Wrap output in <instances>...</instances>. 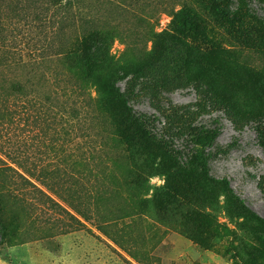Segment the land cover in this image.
<instances>
[{
	"label": "rangeland",
	"instance_id": "obj_1",
	"mask_svg": "<svg viewBox=\"0 0 264 264\" xmlns=\"http://www.w3.org/2000/svg\"><path fill=\"white\" fill-rule=\"evenodd\" d=\"M82 1L0 0V166H19L86 226L75 228L33 187L1 171L0 264H264L256 223L237 200L127 141L107 98L89 102L87 94L98 97L94 87L61 58L78 32L101 29L134 111L155 115L156 129L165 127L184 155L189 129L213 131L209 174L264 218V5L240 6V24L201 10L203 39L171 22L170 10L188 0ZM166 45L168 63L133 76ZM85 137L100 145L86 147ZM105 208L114 213L106 233L95 218Z\"/></svg>",
	"mask_w": 264,
	"mask_h": 264
},
{
	"label": "trees",
	"instance_id": "obj_2",
	"mask_svg": "<svg viewBox=\"0 0 264 264\" xmlns=\"http://www.w3.org/2000/svg\"><path fill=\"white\" fill-rule=\"evenodd\" d=\"M63 1H65L66 4L83 7L82 0H60V2ZM247 1L248 0L184 1L181 3L178 10H170V15L172 17L171 22L177 32L186 34L189 32H196L204 39V27L200 24L201 10H209L210 13L216 15L218 20H222L226 23L240 24L241 17L239 13L242 9L241 7H248ZM256 1L264 5V0ZM236 3H238V5ZM248 16L254 19V21H260L259 17L251 15L249 12ZM106 40V36L101 29L78 32L71 47L64 49L61 53L62 62L67 64L69 69L77 75L76 80H79L84 85L89 84L91 87H94L98 97L91 98L90 95L87 94L89 102H94L95 104L100 103L99 96H105L109 102L107 112L118 122L120 132L123 136H126L127 141L130 143L141 142L148 148L155 150L163 157V160L169 162L180 175L212 181L215 184L221 185L255 221V236L261 245V254L262 257H264V218H261L256 213L249 210L243 202L234 195L228 181L225 179H214L209 174L208 164L210 157L209 154L206 153V150L214 144L216 138L215 133L210 130L199 133L195 128L189 129L185 134L191 145V148L187 152L188 154L184 155L176 150L172 142V137L174 136L167 131L165 127H163L161 131L156 129L155 125L158 118L155 117V115L135 112L129 104L128 96L117 86V82L121 80L122 77L120 76L121 73L114 72L118 63L114 59V56L110 54ZM170 52V45H166L163 52L160 53V56L156 58V61L154 57H148L145 65L137 66V69L133 71V76L144 74L151 70L153 66H156L157 63H168ZM18 87L19 86L16 85L14 88ZM142 89L144 90V88ZM78 90L81 91V88H78ZM78 107L76 104L75 107H71V114L77 115L79 112ZM84 143H87L86 147L94 149L96 146L100 145L96 137L86 138ZM17 168L22 173L9 166H0V172L5 171L14 173L16 177L23 180L22 185L33 187V191L37 193L38 196L43 198L48 204L57 207L58 211L69 217L75 228L86 227L69 210L56 203L45 191L32 185L24 175L27 174L26 171L19 169V166ZM6 197L12 201H17V196L14 192L7 191ZM69 209L75 215L83 218L85 221L87 220L88 216H86V213L77 205L70 204ZM112 214L114 213L111 209L108 211L107 208L103 210L98 209V214L95 217L96 220L100 222L98 230L104 233L107 232L105 221L110 220L108 218H110ZM1 229H3L2 225H0V230Z\"/></svg>",
	"mask_w": 264,
	"mask_h": 264
}]
</instances>
